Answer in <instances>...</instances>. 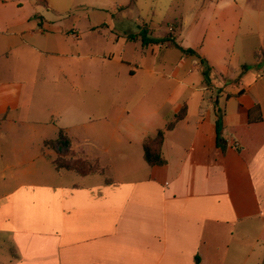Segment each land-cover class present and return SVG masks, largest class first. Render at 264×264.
I'll return each mask as SVG.
<instances>
[{
    "label": "crops",
    "instance_id": "obj_1",
    "mask_svg": "<svg viewBox=\"0 0 264 264\" xmlns=\"http://www.w3.org/2000/svg\"><path fill=\"white\" fill-rule=\"evenodd\" d=\"M236 3L211 0L209 6L214 19L216 14L229 18L236 10L235 25L219 24L214 34H210L208 25L209 29L198 34L191 31L179 35L180 46L196 55L182 54L180 62L168 68L169 73H163V77L183 88L172 89L163 104V114L159 113L160 107L150 106L140 113L136 109L134 114L127 113L126 117L146 118L139 124L146 122L155 127L140 138H108L104 152L121 159L120 167L102 165L100 155L82 154L98 159L113 178H68L70 183L57 181L44 164L50 165L46 156L54 154L43 149V143L57 138L40 133L44 124L31 98L24 97H32L46 81L57 82L53 69L41 64L42 57L53 54L51 48L57 40L31 0L0 3V248L13 251L11 259L0 264H261L264 106L260 92L264 94V86L257 75L264 62L256 61L254 52L264 49V43L259 32L245 37L244 62L254 67L239 74L243 67L236 41L242 9ZM45 31L47 35L41 38L39 35ZM85 33L99 36L93 29ZM82 36L73 35L71 39L79 42L78 58L86 59L93 54L82 55ZM195 57L205 60L220 83L203 88L216 92L217 97L206 100L201 96L199 101L206 104L191 109L195 94L183 97L190 87L182 80L191 75L183 68L189 58ZM118 63L131 66L124 61ZM192 67L199 68L197 64ZM128 73L136 75L132 69ZM79 75L82 77L80 70ZM224 78L233 82L227 84ZM200 90L194 89L195 93ZM183 105L186 117L164 136L162 155L166 165L147 166L143 161L144 137L162 129ZM255 105L260 107L263 121L249 124L248 111ZM83 108L86 114V106ZM77 111L82 114V109ZM218 116L226 143L224 152L216 142ZM87 121L98 119L91 115ZM29 130L32 133L26 134ZM176 131L187 136L186 143L169 140ZM70 149L79 153L72 143ZM132 159L136 160L135 166Z\"/></svg>",
    "mask_w": 264,
    "mask_h": 264
},
{
    "label": "rangeland",
    "instance_id": "obj_2",
    "mask_svg": "<svg viewBox=\"0 0 264 264\" xmlns=\"http://www.w3.org/2000/svg\"><path fill=\"white\" fill-rule=\"evenodd\" d=\"M31 2L37 7L39 15L49 22L53 37L57 40L54 48H51L53 54L41 59V64L53 69L51 73L57 82L46 81L40 84L41 88L32 97L24 96L31 98L36 115L44 124L40 127V133L46 132L49 139H56L59 130L63 129L71 138L72 148L81 153L78 155L86 154L92 157L100 155L102 165H112L116 169L121 166V159L113 158L111 153L104 152L109 145L108 138L127 135L140 138L142 133L152 132L155 127L148 126L146 122L145 125L139 124V120L146 118H136L135 115L126 117L127 113L134 114L135 109L140 113L150 106L160 107L159 113L163 114V104L172 89L177 86L183 88L175 81L163 77V73L167 75L168 68L178 64L184 54L175 46H180L179 35L184 36L191 31L198 34L209 29L208 25L211 28L210 34H214L218 31L219 24L235 25L237 17L236 10H233L229 18L224 14H216L214 19L209 10L211 0H31ZM236 2L238 8L242 9L236 53L239 54L243 71L240 68L238 73L245 74L254 67L244 62L247 60L243 49V45L246 44L245 37L259 32L264 43V0ZM255 8L260 9L259 13L254 11ZM87 29H93L99 36L86 34ZM47 33L45 31L39 36L42 38ZM80 34H83V45L81 43L80 47L82 55L93 54L86 59L78 58L79 42L71 39V36ZM180 48L187 50L181 46ZM118 61L130 63L131 66L126 67V64ZM138 64L140 66H137ZM193 64H197L199 68H193ZM128 69H132L136 75L131 76ZM188 69L191 75L182 81L190 89L186 90L183 97L187 99L191 94H195L197 98L192 96L190 101V108L195 109L196 105L206 104V101H199L201 96L206 100L211 96H218L216 92L203 88H206L207 84L218 85L220 81L211 75L206 62L201 63L198 57L189 58V63L184 66L183 71L186 72ZM148 70L156 71L158 74H150ZM259 73L264 75V68ZM235 74L236 72H233L232 75ZM224 79L227 84L233 82V79ZM261 86H264V80ZM194 89L201 90L195 93ZM237 92L232 93L237 95ZM254 92L256 90L253 91V96ZM260 93L264 106V94ZM176 98L177 95L173 96L172 101ZM222 104L224 100L220 103L221 109ZM96 105L97 111H94L93 107ZM85 106L86 114L83 111ZM78 109H82V114L77 111ZM85 115L87 117L93 115L98 122L87 121ZM221 132L222 130L220 135ZM31 133L29 130L26 134ZM186 138V135L176 131L169 140L182 144L181 140L186 143ZM48 151L55 155L53 150ZM135 161L132 159V166H135ZM44 164L57 181L70 183L68 178L76 180L81 178L77 174L63 172L60 173L62 177L59 179L58 172L47 163ZM157 170L163 172V168ZM105 177L113 178L112 172L107 170L105 175H96L95 178ZM12 254L11 249L0 248V262L10 258Z\"/></svg>",
    "mask_w": 264,
    "mask_h": 264
},
{
    "label": "trees",
    "instance_id": "obj_3",
    "mask_svg": "<svg viewBox=\"0 0 264 264\" xmlns=\"http://www.w3.org/2000/svg\"><path fill=\"white\" fill-rule=\"evenodd\" d=\"M184 54L196 55L192 50H182ZM200 59L201 63H205V60ZM254 59L258 62H264V49H257L254 52ZM219 113V112H218ZM187 114L186 105H183L181 109L169 120L162 129H158L154 135H147L142 141L143 161L149 167H163L166 165V161L162 155V145L164 142V136L166 132L172 131L175 126L182 121ZM263 121L260 107L255 105L248 111V123H259ZM222 130L221 117L218 116L216 121V142L217 147L224 152L226 149V143L220 135ZM71 140L67 136L66 132L59 130L58 138L56 140H46L43 143V149L53 150L55 155L53 157L46 156L50 165L56 172H68L77 174L81 178L105 175L107 168L103 167L98 159H92L87 156H81L70 149ZM44 150H42L43 153ZM44 155V154H43ZM110 179H106V183H110ZM264 264V257L261 262Z\"/></svg>",
    "mask_w": 264,
    "mask_h": 264
},
{
    "label": "built area",
    "instance_id": "obj_4",
    "mask_svg": "<svg viewBox=\"0 0 264 264\" xmlns=\"http://www.w3.org/2000/svg\"><path fill=\"white\" fill-rule=\"evenodd\" d=\"M3 0H0V3L2 2ZM257 80H264V75L262 74V73H259L258 75H257Z\"/></svg>",
    "mask_w": 264,
    "mask_h": 264
}]
</instances>
